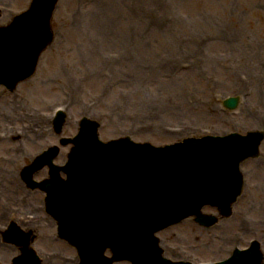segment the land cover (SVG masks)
Here are the masks:
<instances>
[{"label":"rangeland","instance_id":"374dc122","mask_svg":"<svg viewBox=\"0 0 264 264\" xmlns=\"http://www.w3.org/2000/svg\"><path fill=\"white\" fill-rule=\"evenodd\" d=\"M111 1L103 4L110 5ZM28 2L29 0H0L3 8L0 22L9 21L10 13L25 8ZM178 2L180 4L174 6L173 14L182 22V26L175 31L179 30V36L184 35L187 48L198 46L201 51L193 48V58L189 55L183 62L185 70L174 69L177 72L167 77L168 75L165 76L160 71L157 74H142L135 62L123 60L114 52L110 54L117 51L119 45L112 43L109 37L102 38V28L98 33L86 24V12L95 4L81 0H61L52 19L55 40L43 52L33 76L19 83L12 93L0 87V114L11 106V101L20 102L24 109L47 113L48 104L51 107L65 101L71 81L75 78L78 81L81 75L83 84L78 96L73 98V110L80 112L79 107L89 110L86 105L90 106V102L96 101L97 105L92 113L101 122L99 137L104 140L127 134L134 140L164 144L179 140L181 136L208 131L223 133L264 129V0ZM132 4L136 5V0H126L120 7L132 11ZM74 16L79 17L80 22H75ZM132 21L135 22V19L126 18L124 22L111 26L112 31L125 36ZM108 31L111 32L109 27ZM172 35L170 28L163 32L154 30L148 34L149 45L141 51V58L149 61L148 64L156 65V60L159 63V58L164 53H172L169 49V45L175 44ZM91 53L96 57L88 60ZM107 58H116L120 63L111 65L112 69L107 72L99 70L103 67L101 61ZM92 68L99 70V76L93 80L91 74L96 75V71ZM120 94L124 95L121 101ZM235 94L240 95L237 109H223L221 99ZM67 102L70 105V100ZM153 102L158 107L149 114L145 107ZM69 114L60 135L48 129L39 137L28 135L19 139L0 140V184L12 179H4L5 174L12 168L15 177L21 178V165L29 161V155L51 145H58L60 136L71 137L75 133L77 124L71 123ZM115 114H119V118ZM7 119L2 117L0 120L4 122ZM1 124L0 122V128ZM19 127L18 124L15 128ZM72 128L74 132L71 131ZM62 148L66 147H60V150ZM15 149L22 150V154L14 152ZM261 151L264 154V141ZM244 162V171L253 167L260 171L247 176V181L245 178L243 193L235 206H239L248 186L255 181L260 188L251 187L248 195L252 202L258 204L256 212L240 209L246 214L245 218L236 219L233 218L236 214H232L210 227L198 225L187 218L161 230L158 236L168 257L193 262L216 260L230 252L232 244L230 239L227 240L230 236L238 237L239 234L240 245L245 244L253 235L261 240L264 225L257 224V221L261 220L258 209L262 206L261 199L264 196V167L255 164L257 158ZM35 194L37 198L40 196L38 192ZM34 202L42 204L41 198ZM2 204H5V200ZM242 220L250 222L252 226L247 233L238 226V221ZM36 229L38 228L33 230ZM44 231L51 235L42 232L43 235L39 237L48 238L50 241L46 245L39 244L44 251H41L43 256L46 253L55 254L56 264H59L57 253L64 254L65 259L74 257L75 253L67 243L55 239V230ZM10 246L12 249L3 255L8 258L6 262L17 253L15 246ZM115 264L129 263L121 261Z\"/></svg>","mask_w":264,"mask_h":264},{"label":"bare ground","instance_id":"6f19581e","mask_svg":"<svg viewBox=\"0 0 264 264\" xmlns=\"http://www.w3.org/2000/svg\"><path fill=\"white\" fill-rule=\"evenodd\" d=\"M80 1V0H78ZM83 2L89 1L90 4H95L91 7L90 10H88L86 13L88 14V21H86V24L90 29H96L98 33L101 34L104 31V34L102 35V38L109 37L111 42L115 45H119L123 49V58L125 59L126 53L130 54V58L127 57L126 60H130L131 62H135V65L142 74H145L146 72H151L153 74H157L158 71L163 73L167 77H171L172 73L177 72L174 69H184L183 68V62L186 60L189 55H192L193 58V48L195 51H201L198 46H191V48H187L186 44L182 43L181 41L175 42L174 45H169V49L173 50L172 53L168 56H173L172 62L169 65H161L156 60V65L148 64L149 61L144 60L141 58V52L140 50L148 47L149 42L146 39L148 34L153 33L154 30L156 32H163V30L169 29L172 31V40L175 38L177 39L179 37V30L175 31L179 26H182V22L174 16V6L177 4H180L181 0H136V5L132 4V11L128 8L120 7V4L123 2H126V0H112L110 5L103 4L108 0H81ZM134 3V2H133ZM115 4V5H114ZM123 8V9H122ZM75 17V16H74ZM126 18H132L135 19V22L132 21L129 30L125 33V36H122L120 34L115 33L112 31V27L114 24H120L125 21ZM75 22H80L79 17L74 18ZM108 27L111 29V32L108 31ZM160 28L161 30H158ZM199 49V50H198ZM95 55L93 53L90 54V57H88V60L95 59ZM166 58V57H164ZM120 63V62H119ZM118 63V64H119ZM197 67V65H196ZM106 72L112 69V67H105ZM169 70V72H165L166 70ZM155 70V71H154ZM157 107V105H146L145 109L148 110V113L153 112L154 108ZM15 109H19V106L14 105ZM8 111H12L11 109H8ZM16 114L19 116L18 110H15ZM1 116V114H0ZM119 118V116H117ZM44 130V128H42ZM73 131V128L71 129ZM41 132H39L36 136ZM45 134V132H44ZM43 134V135H44ZM25 137V136H24ZM63 159V156L61 157ZM243 165V164H242ZM242 168V167H241ZM259 168H250L248 172H246V181L247 176L251 173L255 174L257 173ZM6 176L13 177V173L7 174ZM17 183V182H16ZM15 186L20 187L19 184H16ZM252 185L248 186V191L252 187L254 188L256 186L253 185V181L251 182ZM2 189H3V185ZM22 191V188L20 189ZM246 192L244 197H242L239 208L240 209H247L249 211H255L257 209L256 204L254 201L252 202L251 196L248 195L249 192ZM28 194V199L31 201L30 194ZM260 210V208L258 209ZM260 213L263 214L262 218L264 223V206L260 210ZM22 219V218H21ZM29 223L28 221H24ZM30 223L32 221L30 220ZM242 230L247 231V229L250 228V224L246 221H243L242 223H239ZM66 264H71L70 262H67Z\"/></svg>","mask_w":264,"mask_h":264},{"label":"water","instance_id":"95a60500","mask_svg":"<svg viewBox=\"0 0 264 264\" xmlns=\"http://www.w3.org/2000/svg\"><path fill=\"white\" fill-rule=\"evenodd\" d=\"M51 1V3H50ZM56 0H49L50 7L49 9L44 13L41 24L36 25V28L38 30V35L41 34H46L47 31H49L48 28V20L50 17L51 10L53 8V5ZM37 0H34L31 9L28 11L30 13L35 6ZM37 7V5L35 6ZM17 19H15L8 27L5 28H0V33L1 34H10L14 30L16 24H17ZM47 30H46V29ZM20 42V39H18V42L16 45ZM46 43H43L38 50L35 52L34 56L32 57L30 61V72L34 70V66L36 64L37 60V54L39 50L45 45ZM237 103V100L233 102H226L225 106L228 108H233ZM93 129L95 126H92ZM252 135V137L255 136V141L258 144V142L262 139V134L257 132V133H249ZM76 141V140H74ZM119 142V143H118ZM128 143L127 140H121V141H114L112 144H125ZM180 144V143H179ZM118 147V146H115ZM127 147V146H125ZM130 147V145H129ZM124 148V147H122ZM149 149L147 146H142L139 148V152H136L135 146H131V148L128 149L129 155H138L140 157H143L145 159L151 160L153 157H150L146 154L147 150ZM255 152V150H254ZM253 152V153H254ZM210 153L211 150L207 146V141H202V142H196V143H186L178 145L176 147H172L167 149L166 151L161 152L160 154L156 155V157H159L160 159H163V167L168 168L170 165L174 166V168L171 169L170 173L168 174V178L170 180L165 181L162 184H151L149 182H142L140 180H134L131 178L128 182L125 183V187L128 189L129 195H130V203H125L121 201L120 205L123 207L127 205L128 207H140L142 209L149 208L153 205H157L160 203V199L162 202L168 201L171 197H174L179 203H182L183 200L178 199V196H183L180 197L182 199H186L188 202V198L186 197V192L187 190L182 189L180 186V183L178 182V178L172 177V172L174 169L178 167H190L194 168L196 172H201V169L208 166H211L214 164L215 158L210 159ZM222 154V153H219ZM174 159H177L178 161L175 162ZM78 159L74 158V161L76 162ZM80 166L86 167V164L84 163L83 160H79ZM177 176H185V171H182L181 173L176 174ZM93 179V178H91ZM77 179L75 178H70L68 180V183L75 182ZM84 181L85 179L82 178ZM241 187V179L238 177V187L236 188L235 194H238L240 191ZM117 199V198H116ZM119 199V198H118ZM97 208L100 210H105L108 212V217H104L102 214H99L96 217V232L89 236L85 240V257H81V264H110L111 259H107L103 256V251L106 247H110L113 243V237L114 235H106L108 223L109 222H118L120 221V217L117 215L112 210V207H106L102 203L98 202L97 203ZM56 218L58 219L60 226L62 227L63 221L61 216L57 213ZM112 220V221H110ZM107 226V227H106ZM63 228V227H62ZM64 234H69L67 230L63 231ZM128 236L127 233L124 232L123 236L120 237V239ZM133 236L130 237V241L133 240ZM157 254V253H156ZM100 258V260L97 259V257ZM150 257V256H149ZM149 257L146 258L144 263L149 262ZM160 258H157L159 260ZM144 263H138V264H144Z\"/></svg>","mask_w":264,"mask_h":264}]
</instances>
